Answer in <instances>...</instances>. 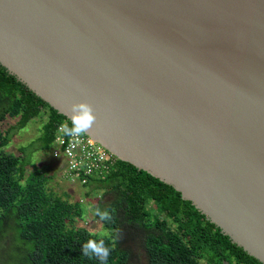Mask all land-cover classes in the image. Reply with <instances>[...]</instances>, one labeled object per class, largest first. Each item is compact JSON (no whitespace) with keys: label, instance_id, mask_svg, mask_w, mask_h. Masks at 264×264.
Instances as JSON below:
<instances>
[{"label":"water","instance_id":"obj_1","mask_svg":"<svg viewBox=\"0 0 264 264\" xmlns=\"http://www.w3.org/2000/svg\"><path fill=\"white\" fill-rule=\"evenodd\" d=\"M0 63L264 264V0H0Z\"/></svg>","mask_w":264,"mask_h":264},{"label":"trees","instance_id":"obj_2","mask_svg":"<svg viewBox=\"0 0 264 264\" xmlns=\"http://www.w3.org/2000/svg\"><path fill=\"white\" fill-rule=\"evenodd\" d=\"M44 116L35 141L49 147L68 118L0 63V264H132L130 242L145 250L148 264H263L172 185L120 159L106 178L92 175L84 186L105 190L95 195L89 221L98 226L90 230L88 206L56 193L52 169L30 162L26 146L6 150L20 129ZM106 193L111 200H103ZM89 240L107 260L91 249L83 254Z\"/></svg>","mask_w":264,"mask_h":264},{"label":"rangeland","instance_id":"obj_3","mask_svg":"<svg viewBox=\"0 0 264 264\" xmlns=\"http://www.w3.org/2000/svg\"><path fill=\"white\" fill-rule=\"evenodd\" d=\"M45 120L46 116L42 118L37 117L31 120L26 127L18 131V134H16L11 144L6 147V150L12 153H19L20 147L26 146V153L32 158V160L28 158L30 162L38 163L41 169L45 171H48L50 168L54 172L55 178L51 179V187L56 191L57 194L66 197L64 194L66 192L70 194V196H68L70 200L81 201L84 204L86 203L85 205L88 206L87 209L89 211L86 214V218L90 223V213L93 214L95 212L93 206V203L95 202V195L98 196L99 193L103 194L105 190L103 187L87 188L81 186L77 182H72L65 173V158L61 155L57 157L54 156V143L49 147H44L43 145H40L36 142L37 138L41 134L40 131ZM9 122H11V120ZM12 123H14V121H12ZM31 168L32 167L29 165L28 169L30 170ZM87 194L90 196L87 197ZM111 198L112 194L106 193L103 197V200L109 201ZM92 222L93 223H90L88 226L90 230H92L94 226H98L96 220H92ZM130 246L133 251L131 263L148 264L145 250H143L140 246L133 244V242H130Z\"/></svg>","mask_w":264,"mask_h":264},{"label":"built area","instance_id":"obj_4","mask_svg":"<svg viewBox=\"0 0 264 264\" xmlns=\"http://www.w3.org/2000/svg\"><path fill=\"white\" fill-rule=\"evenodd\" d=\"M64 124L70 126L69 120L58 123L53 143L54 156L65 158L64 168L68 178L81 186H85L92 175L106 178L112 170L111 165L119 158L86 133L83 136H65L62 132Z\"/></svg>","mask_w":264,"mask_h":264},{"label":"clouds","instance_id":"obj_5","mask_svg":"<svg viewBox=\"0 0 264 264\" xmlns=\"http://www.w3.org/2000/svg\"><path fill=\"white\" fill-rule=\"evenodd\" d=\"M93 110L87 103H79L72 105L71 126L62 125V132L65 136H83L92 127L96 117L92 114ZM94 253H103V259L107 260L108 252L98 247L93 240H89L83 246V254L88 255V250Z\"/></svg>","mask_w":264,"mask_h":264}]
</instances>
